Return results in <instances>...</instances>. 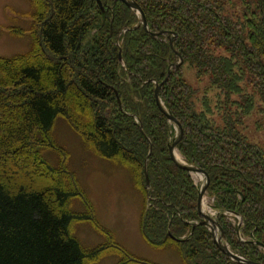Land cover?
I'll use <instances>...</instances> for the list:
<instances>
[{
	"label": "trees",
	"instance_id": "1",
	"mask_svg": "<svg viewBox=\"0 0 264 264\" xmlns=\"http://www.w3.org/2000/svg\"><path fill=\"white\" fill-rule=\"evenodd\" d=\"M33 1L34 48L0 54V264H87L111 247L125 255L119 264H161L111 240L87 249L73 233L74 221L95 216L72 208L81 192L72 172L40 148L59 149L52 135L58 115L100 154L134 168L144 192L141 230L151 245L176 246L188 264H245L223 251L200 222V186L172 158L169 146L179 129L157 103V82L164 106L184 128L178 151L210 175L207 193L224 241L264 264V144L240 128L256 102L253 93L244 94L239 71L256 73L264 98V0H136L149 29L122 0H102L104 7L98 0ZM236 2L240 10L231 9ZM162 29L168 32L153 33ZM220 47L225 52H216ZM186 61L199 74L209 71L225 94L220 120L212 109L197 107L182 72Z\"/></svg>",
	"mask_w": 264,
	"mask_h": 264
},
{
	"label": "rangeland",
	"instance_id": "2",
	"mask_svg": "<svg viewBox=\"0 0 264 264\" xmlns=\"http://www.w3.org/2000/svg\"><path fill=\"white\" fill-rule=\"evenodd\" d=\"M240 8L241 4L236 2L231 9L240 10ZM36 12L37 6L33 0H0L1 55L12 56L32 51L35 35L38 33L34 29ZM216 52H225V48H217ZM239 71L243 74L240 83L244 88V94L253 93L256 102L253 112L244 118L240 128L251 140L264 144V98L259 93V86H256L257 75L248 69H239ZM182 72L194 89L193 98L197 107L212 109L215 112L214 116L220 120L222 115L219 110L226 102V96L221 88L213 84L212 74L209 71L199 74L198 69L187 61L182 66ZM232 97L239 95L234 93ZM52 135L59 149L41 144V150L54 165L65 163L72 172L76 180V188L78 192L81 191L72 198V208L81 213L87 211L95 216L94 219H77L72 225L73 233L85 248L96 249L111 240L110 244L118 243L135 255L151 261L161 264H188L176 246L156 247L144 237L140 225L145 205L144 192L137 183L133 167L118 159L100 154L65 115L56 117ZM31 163L36 170L48 178L51 177L50 173L45 172L36 161ZM192 175L201 187L205 178L199 173ZM213 199L206 191L204 208L217 218L218 210L212 206ZM86 201L89 202V206ZM227 214L232 219L236 216L232 212ZM237 218L238 223L242 222L241 215H237ZM95 219L109 232L99 228L94 222ZM123 255L122 252L111 247L100 252L96 258L89 259L87 264H119L125 256ZM128 264L144 263L130 261Z\"/></svg>",
	"mask_w": 264,
	"mask_h": 264
},
{
	"label": "water",
	"instance_id": "3",
	"mask_svg": "<svg viewBox=\"0 0 264 264\" xmlns=\"http://www.w3.org/2000/svg\"><path fill=\"white\" fill-rule=\"evenodd\" d=\"M125 3H127L130 7L137 9V11L140 13L141 15V22L143 23V25L149 29L148 26V19L146 17V14L144 12V10L142 9L141 5L136 1V0H122ZM99 4L103 6V2L102 0H98ZM168 31L165 29H162L160 31H153V33L155 35L159 34V33H167ZM176 33H173V35L171 36L170 42L171 44L174 46V38H175ZM179 55L180 52H178ZM119 55L120 58H122V52L121 49L119 51ZM183 61V58L181 57V59L179 61H176L174 63H172L169 67V72L168 75L164 78V80H167V78L169 77L172 67L181 64ZM163 80V81H164ZM162 81V82H163ZM162 83L157 82L156 84V89H155V94H156V100L158 105L160 106V108L166 113L167 117L174 121L177 125H178V129H179V133L177 135V137L174 139V141L170 144L169 148H170V152L172 155V158L176 161V163L184 168H187L189 171H191L192 173H199L200 175L203 176L204 179V183L202 184V186L200 187L199 190V197H198V208L200 210V212L203 214L204 219H202L200 222L205 223L207 225H209V227L212 229L214 236H215V240L218 244V246L225 251L228 255H230L232 258L238 260V261H242L245 264H263L259 261H255V260H251L249 258H246L245 256L241 255L238 252H235L229 245L228 242L224 241V236H223V231H221V233H218V230L220 229V225H219V221L217 220V218L213 215V213H210L209 211H206L204 208L205 205V195H206V191L207 188L210 184V175L209 173L202 167L196 165V164H192V163H187L182 156L179 154L178 150H177V143L181 140L183 133H184V128L182 123L180 122L179 119H177L170 111H168L166 109V107L164 106V103L161 99V95H160V87H161ZM119 99V103L120 105H122V101L120 96H118ZM140 127L142 128V124H140ZM145 175H146V184L149 187L151 185V181H150V177H149V172H148V168L146 166L145 168Z\"/></svg>",
	"mask_w": 264,
	"mask_h": 264
},
{
	"label": "flooded vegetation",
	"instance_id": "4",
	"mask_svg": "<svg viewBox=\"0 0 264 264\" xmlns=\"http://www.w3.org/2000/svg\"><path fill=\"white\" fill-rule=\"evenodd\" d=\"M192 173V172H191ZM220 230V229H219Z\"/></svg>",
	"mask_w": 264,
	"mask_h": 264
}]
</instances>
